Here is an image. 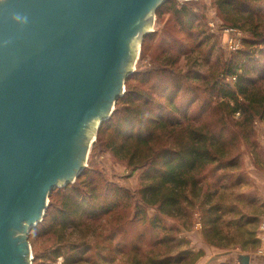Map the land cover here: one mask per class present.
I'll return each mask as SVG.
<instances>
[{
    "label": "trees",
    "instance_id": "obj_1",
    "mask_svg": "<svg viewBox=\"0 0 264 264\" xmlns=\"http://www.w3.org/2000/svg\"><path fill=\"white\" fill-rule=\"evenodd\" d=\"M213 3L227 26L250 35L243 42L245 49L225 62L216 60L213 66L212 54L202 52L210 37L202 28L197 32L203 38L198 41L195 36L199 17L190 7L166 0L156 15L171 14L173 22L160 34L158 63L126 78V91L112 116L99 127L97 143L129 169L140 172L133 221L138 215L145 217L144 208H155L157 216L149 222L150 231L161 230L158 215L173 218L179 227L189 230L199 212L203 215L204 238H210L213 246L225 249L238 244L246 250L258 243L257 229L250 226L259 228L264 216V206L257 215L248 212L255 202L241 191L244 174L239 152L245 147L254 157L258 155L255 120L264 122V0ZM155 37L156 33L147 34L143 43L151 46ZM190 55L203 63L206 74L183 71L180 60ZM227 77L235 78L233 87L225 83ZM200 85L201 89H195ZM199 92L202 98L198 107ZM133 199L134 194L106 183L95 170H83L74 184L51 193L45 216L30 237L34 231L42 236L59 229L64 233L73 228L87 232L81 241L50 248L48 255H67L63 264H194L200 258L190 250L176 256L162 253L166 240L177 248L186 243L176 236L156 239L152 251L141 252L140 235L127 250L125 243L117 240L123 233L118 223L109 228L106 245L100 249L92 246L88 234L95 236L105 217L113 220L125 203L122 208L131 209ZM231 227L232 234L225 229ZM178 229L176 234L181 232Z\"/></svg>",
    "mask_w": 264,
    "mask_h": 264
},
{
    "label": "water",
    "instance_id": "obj_2",
    "mask_svg": "<svg viewBox=\"0 0 264 264\" xmlns=\"http://www.w3.org/2000/svg\"><path fill=\"white\" fill-rule=\"evenodd\" d=\"M165 1L0 4V264H23L12 231L22 230L27 241L51 193L83 172L95 141L83 145L81 127L94 116L98 128L110 118L124 94L117 95L118 70L128 42L142 40ZM17 13L27 22L13 21ZM250 261L241 254L235 264Z\"/></svg>",
    "mask_w": 264,
    "mask_h": 264
},
{
    "label": "rangeland",
    "instance_id": "obj_3",
    "mask_svg": "<svg viewBox=\"0 0 264 264\" xmlns=\"http://www.w3.org/2000/svg\"><path fill=\"white\" fill-rule=\"evenodd\" d=\"M5 1L6 0H0V4L4 3ZM175 1L179 6L186 5L190 7L192 12L199 17L198 24L200 27H196L194 32H197L200 28H202L203 31H205L204 34L210 37V43L202 48V52L205 56H207L209 53L212 54L210 60L213 66L216 63V60H219V62H225L231 58L233 53L245 49L243 42L246 39L249 40L250 35L239 29L227 26L223 21L222 16L218 12V9L214 5L213 0ZM154 17L153 26L146 29L144 28L145 31L148 32L147 34L156 33V37L151 43V46L143 43V39L147 34L142 38V40L132 38L131 41L128 42V52L125 62H123L122 66L118 70V75L121 80V88L117 92V95H122L123 90L124 93L126 91L125 76L127 73L130 75L139 71L142 72L152 68L154 64L158 63L156 60L159 58V54H161V49L158 48L161 47L160 34L162 30L169 24H172L173 21L171 14L168 13L161 16H157L155 13ZM195 36H198V41L203 38V35L199 32H197ZM178 37L183 36L179 35ZM232 38H235L236 40ZM231 40L235 41H233L234 45L230 43ZM261 48L262 47H259L258 50ZM196 58V55L183 57L180 60L179 66L183 69V71H200L201 74H206L207 68L203 66V63ZM225 83L233 87L235 78L227 77L225 79ZM183 84L188 85V83L185 81ZM194 84L197 85L198 83L194 82ZM202 87L203 85L196 86L195 89H201ZM144 88H146V85ZM192 96L193 95H190L188 97L190 98ZM197 96L199 97L197 98V103H195V106L199 107L201 105L202 98L200 92ZM216 101L217 100L214 99V103ZM115 108L116 104L110 111L111 115L110 113L108 114L109 117L112 116ZM237 117H239V115H237ZM98 119V116H94L91 120L85 122L81 127L82 136L80 135L81 137L79 139H81L83 145L87 143L90 146V144L95 141L89 148L86 161L83 162V166H85L84 170H95V172L101 175L106 183L114 184L118 187L127 189L129 192L134 194V199L133 201L130 200L131 209L122 208L126 206L125 203L121 206L118 214L113 217V220L105 217L103 222L100 223L102 228L97 234H95V236H92V233L88 234L87 239L94 243L92 246L100 249V247L106 245L105 236L108 233L109 228H113L112 226L115 227V225L118 223V225L122 226L123 233H120V237H117V240H121L122 244L125 243V248L127 250L130 249L131 244L136 242L140 235H143L139 244L141 252L152 251L153 247L151 245L157 241L156 239L160 240L163 237L171 239L176 236L178 239L184 240L186 243L177 248L172 242L166 240L162 245L163 249H161V252H165L173 256H176L178 253L184 252L185 250H190L193 253L191 255H196L199 253L200 258H198L194 264H220L224 262H233L234 264L237 259L236 256L241 254H249L253 258L259 257L257 253H259L264 240L261 237L262 235L259 228H255L254 226H250V228L257 229L255 236L258 240V243L252 245L253 247L249 246L246 248V250H244L243 247L238 244V246L232 245L225 249L213 246L211 244L210 238L209 240L204 238L203 222L201 220L203 215L199 212L194 215L193 225L189 230H183V227H179L177 221L173 218L158 215L165 230L162 229V226L161 230H157L156 232L150 231L148 227L149 222L157 216L155 208H144L143 210L145 212V217L138 215V220L135 219L136 221H133L135 213L134 206L137 200L135 192L140 188L141 184L140 172L129 169L125 162L115 158L110 152L102 149L99 146L97 143L99 129ZM262 128H264V122H262L260 119H256L255 139L259 147V151L257 153L258 155L254 157L252 154H250V151L245 149V147H242L241 151H239L242 154L240 163L241 171L244 174V182L241 191L247 193V195H249V197L255 202L253 207L249 209L250 211H248L250 214L254 215H257L259 212H261L263 210L262 206H264V196L262 195V193H264V140L262 137ZM75 157L76 156H74V158ZM76 180L74 179L71 184H74ZM57 183L61 185L63 180L60 179ZM233 191L237 192V189H234ZM143 219L145 221H143ZM94 226L96 227V225ZM97 228L99 229V227ZM177 228H179L178 233L181 228V232L179 234H176ZM74 229L75 228L69 229L65 233L59 229L55 234L46 236H42V234L34 231V235L31 237L30 231L27 241L22 239L23 236H25L22 230H14L12 231V238L17 240L18 246L22 247V250L24 251V253L21 255V262L23 264H63L65 258H67L66 254H60L58 257H53L48 255V252L53 246L75 243L83 240L82 238L84 236H82V234L87 235V232H76ZM225 229L226 232H230L231 234L234 232V227ZM91 231H93V228L90 230V232ZM100 234H102L101 237H98ZM246 239H249V237H246ZM26 247L28 248V253L25 251ZM123 251L125 252L124 254H126L127 251ZM115 255L119 257L118 253ZM29 259H31V261Z\"/></svg>",
    "mask_w": 264,
    "mask_h": 264
},
{
    "label": "crops",
    "instance_id": "obj_4",
    "mask_svg": "<svg viewBox=\"0 0 264 264\" xmlns=\"http://www.w3.org/2000/svg\"><path fill=\"white\" fill-rule=\"evenodd\" d=\"M262 137H263V140H264V128H262ZM262 195L264 196V193H262ZM264 216L262 215L261 218H263ZM262 236V239L264 240V234H261ZM225 255V254H224ZM257 255H259L258 258H253L251 256V261H250V264H264V241L262 242V246L260 248V251L259 253H257ZM238 256V255H237ZM236 256V257H237ZM235 262V261H234ZM231 263V262H230ZM233 263V262H232Z\"/></svg>",
    "mask_w": 264,
    "mask_h": 264
},
{
    "label": "clouds",
    "instance_id": "obj_5",
    "mask_svg": "<svg viewBox=\"0 0 264 264\" xmlns=\"http://www.w3.org/2000/svg\"><path fill=\"white\" fill-rule=\"evenodd\" d=\"M12 20L13 21H18V22H22V23H26L27 22V17L26 16H22L21 14H13L12 15Z\"/></svg>",
    "mask_w": 264,
    "mask_h": 264
},
{
    "label": "built area",
    "instance_id": "obj_6",
    "mask_svg": "<svg viewBox=\"0 0 264 264\" xmlns=\"http://www.w3.org/2000/svg\"><path fill=\"white\" fill-rule=\"evenodd\" d=\"M232 39H235V38H232ZM235 40H236V39H235ZM233 41H234V40H231L230 43H232V44L234 45ZM238 41H239V39H238ZM234 42H235V41H234ZM239 42H240V41H239ZM238 45H239V43H238ZM259 230H260L261 234H264V217H263L262 220H261Z\"/></svg>",
    "mask_w": 264,
    "mask_h": 264
}]
</instances>
